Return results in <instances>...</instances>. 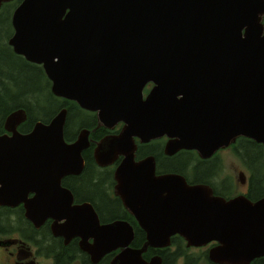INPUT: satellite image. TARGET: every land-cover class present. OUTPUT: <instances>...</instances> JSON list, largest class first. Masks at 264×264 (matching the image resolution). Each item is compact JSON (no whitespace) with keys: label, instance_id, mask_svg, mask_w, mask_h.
Listing matches in <instances>:
<instances>
[{"label":"water","instance_id":"95a60500","mask_svg":"<svg viewBox=\"0 0 264 264\" xmlns=\"http://www.w3.org/2000/svg\"><path fill=\"white\" fill-rule=\"evenodd\" d=\"M263 16L264 0H21L11 14L12 51L42 65L54 96L97 111L103 121L125 122L110 140L121 141L111 155H124L115 192L145 241L130 247L129 222L99 225L92 206L73 205L72 194L60 189L63 174L81 171L88 144L87 130L65 142L64 107L27 133L17 130L25 108L4 118L11 134H0V205L22 204L35 227L54 218L53 234L64 244L80 237L92 262L119 249L110 264H161L142 254L168 246L173 235L188 247L214 242L207 251L214 264L263 257L264 196L225 199L179 174L156 175L152 157L134 161L132 140L166 135V154L195 149L203 158L238 137L264 144ZM102 145L98 164L111 160Z\"/></svg>","mask_w":264,"mask_h":264},{"label":"flooded vegetation","instance_id":"af4514ba","mask_svg":"<svg viewBox=\"0 0 264 264\" xmlns=\"http://www.w3.org/2000/svg\"><path fill=\"white\" fill-rule=\"evenodd\" d=\"M20 2L21 0H9L2 2L0 9L4 4H10L16 7ZM10 26L12 31L9 37L13 33L11 16H10ZM9 47L10 50L12 51L10 45ZM12 53L15 54L13 51ZM15 55L19 59L24 61L27 65L38 69L43 77L46 76L41 64L29 62L23 56L17 54ZM152 86L153 83L148 82L143 87L142 89L143 98H145L146 94L149 92ZM58 98H62V97H58ZM63 107L66 108L67 111L65 122L63 125V137L65 142L67 143L75 142L79 134L83 130H87L88 144L80 152L81 157L83 159L81 171L79 173L67 172L63 174L60 177V186H61L60 189L62 191L63 190L69 191L72 194L73 205L85 206L89 204L90 206H92V208L96 212L99 225L109 224L116 221L129 222L130 225L133 227L134 238H135L136 228L140 230L142 229L140 228L138 221L126 209L121 198L115 192V185H116L115 173L118 165L122 162L124 155L121 154L120 152H115L113 154L114 156H112L111 154L113 152V148L119 144L115 143L116 141H114L110 145V140L112 138H116L117 136L121 135L126 125L125 122L117 118L111 119L109 121H103L99 119L97 111L82 108L81 106L78 105V103L75 100H73V105L71 104V106L69 107L67 105L59 107V109H57L53 113V115L48 121H42V120L41 121L43 123L50 122L53 116ZM20 125L21 124L18 125L17 130L20 133H27L32 129L34 124L28 130L21 129ZM4 133L8 135L11 134L9 131H6L4 129L2 122L0 126V134H4ZM243 138L249 140L247 141L248 143H250V141L252 140L246 137ZM132 140L135 145L134 161L139 162L148 157H152L155 163L156 175H165V174H173V173L179 174L183 176V178L186 180L188 184L191 185L201 184L208 186L211 188L212 193L215 196H219L225 199H230L238 195H244L245 197L249 198L251 201H254L264 196L261 195L258 197H253L252 195H250L251 189L252 191H255V188L253 187V178L256 177V175L254 176V174L256 173H253L251 169H255L258 174H260L261 172L263 174L264 166L256 167L254 166V164L250 163L248 157L244 159V157L241 156V159L243 160L242 162L246 168L245 170H241L236 178L240 185L245 186V190L238 193H236V189H235L237 186L235 182V177L233 180L232 179L233 177L231 175H227L226 162H225V157L223 155L231 153V157H234L237 155L236 152L238 154L240 153V155L242 154V151L239 146L240 144H238V138H236V140L233 143H231L229 146L220 148L217 151H215L212 155L205 158L201 157L195 149H182L173 155L166 154L164 149L165 144L168 140V137L166 135L152 138L147 141H141V139L138 136H132ZM254 142L261 145L262 153H264V144L258 143L256 141ZM102 143L104 145L101 148L100 152L105 154V157L110 158L111 160H109V162L105 164H98L94 157L96 152L95 149L98 147V145L100 146V144ZM262 155L264 156V154ZM176 156L177 158H179L177 163L174 162V158H172ZM257 181L261 182L262 180L261 178H257L256 182ZM60 189H56L52 191L51 192L52 195H56L57 192L58 193L61 192ZM33 195H34L33 192L28 193V197H32ZM0 207L2 206L0 205ZM3 207L9 209L11 214L14 216V218H12V222H11V217L10 218L8 217L9 222L4 223V225H6L7 228H4L2 232H0V242H1L0 250L3 249V251H1L0 253L6 256L7 258L10 257L9 259L10 264H35V263L41 264L38 262V255H36L38 251L36 250L35 252L31 248V246L34 245L33 243H40L49 246H52L53 244H57V245L59 244V246L62 245L63 247H68V246L73 247V245H76V247H78V249L80 250L79 248L80 237L73 236L68 242V244H64L63 236H55L53 234L52 222L54 218L47 217L39 227H35V225L32 222H30L28 219L24 217V208L22 204H19L14 207L11 206H3ZM20 210L22 211V217L24 218V221L20 220L19 218ZM57 223H59V221ZM30 236H37V237L30 238ZM174 236L178 237V239L180 237L179 235H173L172 237ZM172 237L170 240V244L168 246L148 247L147 250L142 254L143 259L149 261L152 257L158 256L160 258L161 264H164L163 256L160 254V251L166 248H169L170 251L176 249L175 245L173 244ZM180 238L183 239L182 237ZM133 240L130 243V247L133 248L140 247L145 241V233H144V240L141 242L139 246H135ZM31 241H33V243H31ZM89 241H91V239H89ZM181 241L186 248H198L192 246L188 247L184 239ZM212 245H214V243H209L207 245V248L204 249V251L208 250V248L211 247ZM171 248L174 249L171 250ZM80 251L82 252L80 255L84 256V260L87 261L88 264H110V261L118 253L119 249H116L114 251L105 254L97 262H92L89 254H87L82 250ZM148 252H150L151 254H149ZM47 258L49 260H52L51 264H53V258L51 256H48ZM11 259L13 260L11 261ZM210 263L214 264L212 262Z\"/></svg>","mask_w":264,"mask_h":264},{"label":"trees","instance_id":"16d2710c","mask_svg":"<svg viewBox=\"0 0 264 264\" xmlns=\"http://www.w3.org/2000/svg\"><path fill=\"white\" fill-rule=\"evenodd\" d=\"M11 6H13V7H11ZM11 8H14V5L4 4L1 7V9H0V30H3L6 26L3 22V20L5 21L6 18H2L1 16L2 15L9 16L10 15L9 11ZM9 26H10V24L7 25L8 29H9ZM10 31H11V26H10ZM6 47L10 49L8 44H6ZM12 55L17 57L15 54H12ZM22 63L24 65H26L28 68H33V67L27 65L24 61H22ZM30 74H31V72H30ZM26 78L24 80H22L23 81L22 84L20 82H17L16 80L14 81V86L17 87V90L14 92V93H17L16 94L17 95V101L14 103V105L11 108L5 109V111H3V109H2V112L0 111V124H2L1 119L4 120V117L8 112H10V111H12L18 107L25 108L27 114H29L27 120L25 122L21 123V125H20L21 129H23V130L30 129L32 127V125L34 124V121L36 119H40L42 121H48L51 118V116L44 118V117H34L32 115L33 108L39 104L38 97L41 95L42 91H41L40 87H38L37 84L34 82V80L31 79L32 77L27 76ZM45 79H46L45 95H46L47 99H49L51 101V99L53 98V99H57L59 102L58 104H56L55 111L57 109H59V107H62L64 105H67L68 107L71 106V104L73 105V101H68V100H65L62 98L55 97L50 92V81H49V79L46 76H45ZM6 82H7V84H6ZM8 82H9V78L7 77V74L4 71L0 70V92H2L4 94L6 92L8 94L9 90H8L7 85L10 84ZM25 84H28V88H24ZM20 98H25L26 100L22 101ZM0 99H2L1 102H4V100H5L4 95L1 93H0ZM247 141H249V140H247L243 137H238V144H240L239 146H240V149L242 151L241 156L244 157V159H246V157H248L250 163L254 164V166H256V167L264 166V156L262 155L264 153H262L261 145L255 143L252 140L250 141V143H248ZM176 157H172V158H176ZM251 170L253 173H256V174H254V176L256 175V177L253 178V187L255 188V191H252V189H251L250 195H252L253 197H258V196L264 195V173L262 174V172H261L260 174H258L255 169H251ZM197 178H198V176H197ZM200 178H202V177H200ZM257 178H261L262 181L256 182ZM20 214H19L20 220L24 221V218L22 217V211L21 210H20ZM10 215H11V212L9 211V209H7L6 207H3V206L0 207V232H2V230L4 228H7V226L4 225V223L9 221L8 217L10 218ZM13 228H15V227H13ZM31 230H32V228H31ZM33 230H34V228H33ZM36 237L37 236H30V238H36ZM172 238H173V244L175 245L176 249L173 251H170L169 248H166V249L160 251V254L163 256L164 264H200L202 260L208 261L207 260V250L203 251L202 254L198 255V256L185 254V252H183V251H185L186 248L181 241L183 239H181L180 237L178 239V237H175V236ZM143 240H144L143 231L136 228V235H135V238L133 240L135 243V246H139ZM37 246H39L40 251L41 250L44 251V253L47 255V257L51 256L53 258V264H88L87 261L84 260V256L80 255L82 252L78 249V247H76V245H73V247H71V246L63 247L62 245L59 246V244L58 245L53 244L52 246H49V245H43V244L38 243ZM39 249H38V251H39ZM148 253L151 254L150 252H148ZM182 254H185V256L183 258L180 257ZM250 264H264V256L254 259Z\"/></svg>","mask_w":264,"mask_h":264},{"label":"rangeland","instance_id":"374dc122","mask_svg":"<svg viewBox=\"0 0 264 264\" xmlns=\"http://www.w3.org/2000/svg\"><path fill=\"white\" fill-rule=\"evenodd\" d=\"M11 7H13V6H11ZM14 9H15V6H14V8L10 9V11H9L10 15L9 16H7V15L1 16L2 18H6L5 21L3 20V22L6 26L3 30H0V70L4 71L7 74V77L9 78L8 83H10V84L7 85L8 90H9L8 94L6 92H5V94L0 92L1 94L4 95V99H5L4 102H1L2 99H0V111L2 112V109H3V111H5V109L11 108L14 105V103L17 101V95H16L17 93H14L17 90V87L14 86V81L16 80L17 82H20L22 84V82H23L22 80H24L28 76V77H32L31 79L34 80V82L37 84L38 87H40V89L42 91L41 95L38 97L39 104L33 108L32 115L34 117L47 118L48 116L53 115V113L56 109V104H58L59 102L57 99H53L52 97H51L52 98L51 101L49 99H47V97L45 95V92H46V79H45V77H43L41 75V73L38 69L28 68L26 65H24L22 63V61L19 58L13 56L12 51H10V49L6 47V44H8L7 43L8 37L12 31V29L10 31V26L8 29L7 25L10 24V16H11ZM30 72H31V74H30ZM6 84H7V82H6ZM24 88H28V84H25ZM20 99L22 101L26 100L25 98H20ZM18 108H20V107H18ZM28 115L29 114L26 113V119L24 121L27 120ZM36 121H41V120L36 119L34 122H36ZM1 122H3V119H1ZM0 126H1V124H0ZM115 143L121 145V141H116ZM103 145H102V147H103ZM236 154L237 155L234 157H231V153L225 154L223 156L225 157L227 175H231L233 177L232 178L233 180L235 177V182L237 184L235 189H236V193H238V192L244 191L245 186L240 185L238 183L236 177L239 175V172L241 170H245L246 167L242 162L243 160L241 159L240 153L238 154L236 152ZM178 160H179V158H177V157L174 158V162L177 163ZM10 217H11V222H12V218H14V216L11 214ZM31 243H33V241H31ZM33 244L34 245H32L31 248L35 252H36V250L38 251V249H39V246H37L38 243H33ZM192 247H195V246H192ZM206 248H207V245L201 246L198 248H186L185 251H183V252H185V254L198 256V255H201L202 252L204 251V249H206ZM173 249L174 248H171V250H173ZM1 251H3V249H1L0 252ZM185 254H182L180 257L183 258L185 256ZM36 255H38V262L39 263H41V264H51L52 263V260H49L47 258V255L44 253L43 250L40 251V249H39V251ZM9 259H10V257L7 258L6 256H4L3 254L0 253V264H10ZM12 260L13 259H11V261ZM200 264H210V263H209V261H203L202 260Z\"/></svg>","mask_w":264,"mask_h":264}]
</instances>
